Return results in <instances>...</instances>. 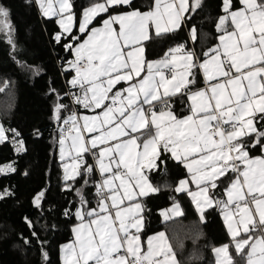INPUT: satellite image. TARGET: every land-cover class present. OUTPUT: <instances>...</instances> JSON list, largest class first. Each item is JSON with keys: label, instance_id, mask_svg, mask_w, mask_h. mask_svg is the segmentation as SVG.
I'll return each mask as SVG.
<instances>
[{"label": "snow or ice", "instance_id": "obj_1", "mask_svg": "<svg viewBox=\"0 0 264 264\" xmlns=\"http://www.w3.org/2000/svg\"><path fill=\"white\" fill-rule=\"evenodd\" d=\"M24 2L35 3L43 16L60 17L62 31L54 39L60 43L67 33L64 47L74 57L64 69L74 73L67 81L70 90L62 96L50 88V94L56 96L54 118L68 126L61 129L59 139L61 158L70 155L72 159L70 167L64 165V190H75L79 196L75 212L70 208L64 211L66 217L75 215L80 223L73 228L75 240L61 248L63 264H177L163 232L149 238L147 252L142 250L139 235L147 211L142 198L160 191L149 180V173L166 164L165 153L191 173V182L199 191L191 192L187 179L180 180L174 191L187 192L192 197L202 221L207 209L223 205L237 254L252 239L251 235L236 239L241 225L245 234L255 230L264 233V156H250L255 148L264 153V0H240L243 8L239 10H233V0H223L224 15L216 24L217 31L223 33L220 45L204 53L209 59L200 63L195 52L187 51L183 45L168 49L161 60L149 62L145 42L180 30L203 7V0H154L147 12L137 9L110 16L102 27L89 29L88 25L109 8L132 6V0L94 3L82 13L79 31L86 35L83 41L71 31L75 16L73 0H55L57 7L53 6V0ZM114 24H119V32ZM230 25L234 26L232 31L228 30ZM13 31L11 11L0 3V33L7 36V42L14 48ZM195 33L193 28V39ZM73 40L77 43L73 44ZM125 48L131 51L125 52ZM145 67L147 74L141 78ZM177 68L180 70L176 71ZM197 68L204 71L208 81L220 77L224 81L192 91L190 86L196 83L193 70ZM164 69H169L170 77ZM121 81L137 82L130 83L123 92L114 93L112 104H106L109 93ZM71 89H77L79 94ZM178 94L191 101L190 115L179 117L172 110L171 98ZM65 97L74 105L101 111L82 118L73 111L62 118L61 114L69 110ZM157 103L163 105L159 111L155 110ZM141 130H145L141 134L146 137L142 145L138 143L140 137L133 135ZM84 132L93 135L85 137ZM6 139L5 129L0 126V143ZM69 139L71 144L66 145ZM13 142L17 152L25 150L23 140ZM94 149L99 150L95 166L85 159V154ZM96 167L102 178L95 185L97 208H92L83 191L73 185L78 177L87 185ZM15 171L12 165L0 168V173ZM222 177L231 181L225 190L228 199L214 201L209 193L218 187ZM45 194L46 190L34 197L37 209L43 210ZM12 195L4 189L0 199ZM125 201L130 203L122 207ZM233 204L235 213L229 208ZM162 215L169 220L183 213L176 203ZM86 217L91 219L86 222ZM25 221L33 227L27 217ZM32 236L37 237V233L33 231ZM23 239L25 244L31 243ZM250 248L247 264H264V235ZM41 252L47 260V251L41 248ZM214 252L219 258L217 264H233L229 245L215 248ZM158 256L162 259H156Z\"/></svg>", "mask_w": 264, "mask_h": 264}, {"label": "trees", "instance_id": "obj_2", "mask_svg": "<svg viewBox=\"0 0 264 264\" xmlns=\"http://www.w3.org/2000/svg\"><path fill=\"white\" fill-rule=\"evenodd\" d=\"M99 2L103 0H73L76 18L83 9ZM0 3L11 11L15 42L13 48L7 42V36L0 33V122L7 137L0 143V168L12 165L16 169L15 172L0 173V192L8 189L13 193L0 199V264H61L60 247L72 240V227L79 222L75 215H64L65 209L75 212L79 196L75 190H64L65 181L58 159L60 125L54 118L56 96L50 94V88H55L63 96L62 74L68 81L72 73L64 71L70 59V51L64 47L68 42L67 35L57 43L54 39L59 31L56 17L43 16L35 3L29 5L24 0H0ZM153 3L154 0H132L131 7L109 8L88 27L100 24L114 13L150 10ZM233 5V9L240 7L239 0H233ZM222 15L223 0H203V7L192 14L180 30L145 42L147 60L163 57L176 44L192 48L198 60L203 59L204 53L218 43L221 32L217 31L216 24ZM193 28L196 29L194 39ZM64 103L70 110L66 97ZM172 107L178 110L179 116L189 110L184 96L180 95L172 98ZM14 140H23L25 150L17 152ZM259 154V148L250 151L252 156ZM164 156L166 164L149 173V180L160 189L159 193L142 198L147 208L144 227L139 233L142 241L163 231L178 264H214L213 248L225 244L229 245L233 264H245V254H237L221 219L222 205L207 209L202 221L187 192L174 191L178 182L188 177L186 168L168 158L167 153ZM228 175L233 177L235 174ZM229 181L220 178L218 187L210 192L214 201H223V190ZM96 182V177L91 175L87 185L79 177L73 185L74 189L82 188L92 208L98 203ZM44 190L43 210L37 209L33 199ZM175 203L179 204L183 215L163 220L160 211ZM25 217L32 222V228ZM33 231L38 239L32 236ZM23 238L31 243L25 244ZM41 248L47 251V260L43 258Z\"/></svg>", "mask_w": 264, "mask_h": 264}, {"label": "crops", "instance_id": "obj_3", "mask_svg": "<svg viewBox=\"0 0 264 264\" xmlns=\"http://www.w3.org/2000/svg\"><path fill=\"white\" fill-rule=\"evenodd\" d=\"M239 3H240V7L235 8V9H233V10H239V9L243 8V4L240 2V0H239ZM88 7H89V6H88ZM86 8H87V7H86ZM83 10H84V9H83ZM83 10H82V12H83ZM133 10H137V9H132V10H128V11H125V12L114 13V14H111L110 16L122 15V14H125V13H127V12H131V11H133ZM150 10H151V9H150ZM139 11H141V10H139ZM147 11H149V10H145V11H141V12H147ZM82 12H81V14H80V16H79L78 18L74 17L75 24H74V27H73V29H72L71 31H72L73 35H75V36H79L80 34H82V33H80V31H79V27H80V17H81V15H82ZM110 16L104 18V19L101 21L100 24L95 25V26H92V27H88V28H89V29H92V28H100V27H102V26H103V21L106 20V19H108ZM53 17H56V23L58 24V22H57V16H53ZM48 18H51V17H48ZM88 26H89V25H88ZM113 27L116 29L117 32H119V28H120L119 24H114ZM58 28H59V31L56 33V35L62 31V29L60 28V25H59V24H58ZM233 28H234V26H231V25H230L228 30H229V31H232ZM152 30H153V32H154V25L152 26ZM222 34H223V33L221 32L220 36H221ZM65 35H67V33H65ZM220 36H219V37H220ZM84 39H86V35H85V34L80 38V41H83ZM75 43H77V41H75L73 44H75ZM178 45H183V44H176V45H174L172 48H174V47H176V46H178ZM218 45H220V40H218V43H217L215 46L211 47L210 49L215 48V47H217ZM183 46H184V45H183ZM184 48H185L187 51H192V52H193V50H191L190 48H187L186 46H184ZM210 49H209V50H210ZM209 50H208V51H209ZM124 51H125V52L131 51V48H125ZM208 51H207V52H208ZM73 58H74V57H73V53L70 51V59H69V61L72 60ZM162 58H164V56L161 57V58H159V59L147 60V61H149V62H156V61L161 60ZM207 58H209V57H206V56H205L203 59L198 60V63L203 62V61L206 60ZM179 70H180L179 68L176 69V71H179ZM163 71H164V73H165L166 76H169V77L171 76V72H169V69H164ZM193 72H194V78H195V80H196V83H195L194 86H190V88H191L192 91H196V90H200V89H206L210 84L220 83V82H223V81H224V78H222V77L217 78L216 80L208 81V80L206 79V77H205L204 71H203L202 69H199V68L194 69ZM234 72H235V70H233V73H234ZM146 74H147V68L145 67L144 71L141 73V78H142L144 75H146ZM73 75H74V73L72 72V73H71V76H70V79L72 78ZM70 79H69V80H70ZM138 79H139V78H137V81H138ZM137 81H132V82L121 81L119 84H117V85L112 89V92L109 93V97H110V98H109L108 100H111V96H112L114 93H116L117 91H121V92H123L124 89H127V88L130 86V83L137 82ZM204 83L208 84V86H207V87H203V84H204ZM76 93L79 94V91H78L77 89H76ZM124 94L127 95V93H124ZM178 95H180V96H184L185 101H186V103H187V105H188V108H189L188 112H187L185 115H181V116L178 115V116H179V117H185V116H187V115H190V114H191V112H190L191 101H189V100L187 99V96H186V95H182V94H178ZM174 97H176V96H174ZM174 97H172V98H174ZM172 98H171V101H170V103H171V107H172ZM106 101H107V100H106ZM106 101H105V103H106ZM178 106H179V105H176V107H178ZM144 107L147 108L148 106H147V105H144ZM162 107H163V105H160L159 103H157L155 110H156V111H159ZM77 108H78V110H79V117H81V118L84 117V116H89V117H91V116H95V115H97L98 113H100V111H101V109L84 108L82 105H77ZM172 110L177 114V111H178V110L173 109V107H172ZM80 123H81V125L83 124V120H82V119L80 120ZM0 126H2L1 122H0ZM2 127H3V126H2ZM152 131L154 132L155 130L152 129ZM144 132H145V130H141V132H139V133H134V134H133V135H136V136H139V137H140V140H138V143H140L141 145H142L143 140L146 138L145 135H142V134H141V133H144ZM74 134H75V133H69V136H70V135H74ZM83 135H84L85 137H90V136L93 135V134H90V133L84 132ZM59 139H60V138H59ZM122 139H126V138H122ZM113 143H115V141H113ZM70 144H71V140L69 139V140L66 141V145H70ZM94 150H95V152H96V155H98V151H99V150H98V149H94ZM250 156H251V157L264 156V153L261 152V154H259V155H255V156H254V155H253V156L250 155ZM58 159H59V161L61 162L60 165H61V169H62V178H63V180H64V175H65V168H64V165H65V164H68L69 167H70V166H71V163H72V159H71V156H70V155H66L63 159L61 158L60 144H59V143H58ZM106 162H107V161H106ZM96 163H97V160H96ZM238 163H239V162H238ZM241 168H243V165H241ZM186 170H187V169H186ZM97 171H98V173L100 174L98 167H97ZM187 172H188V171H187ZM100 175H101V174H100ZM234 177H235V175H234L232 178H234ZM101 178H102V177H101ZM184 179L189 180V186H188V187H189V190H190L191 192H198V191H199V188L197 187V185H196L195 183H192V182H191V173L188 172V177L183 178V179H181V180H184ZM230 182H231V181H229L228 185H227L226 188L223 190V193H224V199H223V201H226V200L228 199L225 190L228 188ZM116 183L118 184L119 182L117 181ZM177 185H178V184H177ZM81 190H82V188H81ZM246 191H247V190L245 189V192H246ZM210 192H211V191H210ZM187 195H188L190 201L192 202V204H193V206H194V208H195L197 214L200 216V213L197 211L196 205H195V203L193 202L192 197H191L188 193H187ZM209 195L211 196L210 193H209ZM257 195H258V194H257ZM246 199H249V200H250V197H247V196H246ZM129 203H130V202L125 201V204L122 205V207L127 206ZM175 204H176V203H175ZM172 205H174V204H172ZM172 205H170V206H172ZM170 206H169V207H170ZM169 207H167V208H169ZM250 207H252L253 209L255 208V206H254V205H251V204H250ZM93 208H97V206H96V207H93ZM167 208H165V209H167ZM229 208H230V210L233 211L234 213L237 211L236 208H235L233 205H230ZM180 209H181V208H180ZM163 210H164V209H162V210L160 211V217H161L163 220H165L164 216L162 215ZM112 212H113V215H114V213H115V209H113ZM224 212H225V209L223 208V205H222V209H221V213H220V215H221V219H222V221H223V224H224V226H225V229H226V231H227L229 237L232 239V236H231V234H230V232H229V230H228V226H227V223H226L225 218H224ZM235 218L238 219L239 217L236 216ZM90 219H91V218H86V222H87V220H90ZM256 220H257V222H258V216H256ZM79 223H80V222H77V223H75V224L73 225V227H72V233H73V228H74L76 225H78ZM250 228H251V226H250ZM132 231L134 232L135 230H132ZM160 232H163V231H160ZM160 232L154 233V234L150 235V236L147 238V241H146V245H147V247H146V250H145L144 252H147V249H148V240H149V238L156 236V235H157L158 233H160ZM163 233H164V232H163ZM164 234H165V233H164ZM248 235H251L252 239L249 240V245L246 246V247L244 248V250H243V253H244L245 256H246V260H245V262L247 261V253L251 250V248H250L251 244L254 243V242H256V240L259 239L262 235H264V233H261L259 230H255V231H250L248 234H245V233L243 232V227H242V225H241V226H240V235H239L238 237H236V239L247 238ZM165 236H166V234H165ZM166 237H167V236H166ZM74 240H75V235H74V233H73L72 240H70V241H68V242H66V243H64V244H62V245H66V244L72 243ZM232 240H233V239H232ZM153 243L155 244V241H154ZM167 243L169 244L168 239H167ZM62 245H61V247H62ZM233 245H234V247H235L234 242H233ZM61 247H60V258H61V264H63ZM217 247H220V246H217ZM217 247H215V248H217ZM214 255H216V258L218 259L217 254L215 253ZM216 258H215V260H216ZM156 259H162V257H159V256H158V257H156ZM177 264H178V262H177Z\"/></svg>", "mask_w": 264, "mask_h": 264}, {"label": "built area", "instance_id": "obj_4", "mask_svg": "<svg viewBox=\"0 0 264 264\" xmlns=\"http://www.w3.org/2000/svg\"><path fill=\"white\" fill-rule=\"evenodd\" d=\"M62 78H63V82H64V86H65V91H64V94H65V93H67L70 90V86L68 85L67 80H65L63 74H62ZM207 86H208V84H206V83L203 84V87H207ZM71 91L76 93V89H71ZM66 98H67L68 102L70 103V110L65 115H63L62 118H67L69 115H71V113L73 111L79 117V110L77 108V105L72 104L71 100L68 97H66ZM106 104L111 105L112 104V100H107L106 101ZM55 122L56 123H59V125H60V130H59V134H58V137L60 138L61 129L62 128H66L68 126L64 125L63 122H62V120L59 121V122L55 120ZM225 127H228V126L225 125ZM66 135H69V133H66ZM94 153H95V155H94ZM85 159L87 160V163L88 164L95 166L97 164L96 163V152H95V150H93L92 152H89V153L85 154ZM92 176H95L96 177L97 182L101 180V175L98 173L97 167H96V170L93 172ZM241 203H243V202H241ZM233 206L235 207L234 204H233Z\"/></svg>", "mask_w": 264, "mask_h": 264}, {"label": "rangeland", "instance_id": "obj_5", "mask_svg": "<svg viewBox=\"0 0 264 264\" xmlns=\"http://www.w3.org/2000/svg\"><path fill=\"white\" fill-rule=\"evenodd\" d=\"M53 6L54 7H57V5L55 4V0H53ZM40 13H41V11H40ZM83 13V12H82ZM42 14V13H41ZM46 17V16H45ZM51 17H53V16H51ZM74 17H76V16H74ZM81 18H82V15H81V17H80V22H81ZM60 19V17L59 16H57V22H58V20ZM59 24V23H58ZM74 24H75V21H73V26H72V29H73V27H74ZM71 29V30H72ZM191 50H193L192 48H191ZM207 59H209V58H207ZM206 59V60H207ZM173 207V205L172 206H170L169 208H167V209H164L163 210V213L164 212H166V211H168V210H170L171 208ZM173 217H175V216H173ZM80 222V221H79ZM140 235V234H139ZM149 237V236H148ZM147 237V238H148ZM147 238L144 240V241H142V239H141V237H140V243H141V245H142V250H143V252L146 250V247H147V245H146V241H147ZM170 245V244H169ZM225 245V244H224ZM63 246V245H62ZM221 246H223V245H220V247ZM62 248V247H61ZM218 248V247H217ZM214 249H215V247L213 248V255L215 254V252H214ZM229 255H230V253H229ZM176 257V256H175ZM246 257V256H245ZM215 258H216V255H214V264H217V261H218V259L216 258V260H215ZM246 260V259H245ZM176 261H177V258H176ZM178 262V261H177ZM245 264H247V261L245 262Z\"/></svg>", "mask_w": 264, "mask_h": 264}, {"label": "bare ground", "instance_id": "obj_6", "mask_svg": "<svg viewBox=\"0 0 264 264\" xmlns=\"http://www.w3.org/2000/svg\"><path fill=\"white\" fill-rule=\"evenodd\" d=\"M40 13V12H39Z\"/></svg>", "mask_w": 264, "mask_h": 264}]
</instances>
